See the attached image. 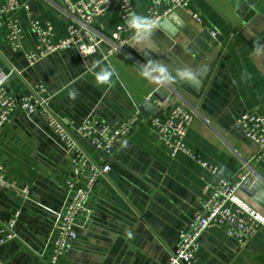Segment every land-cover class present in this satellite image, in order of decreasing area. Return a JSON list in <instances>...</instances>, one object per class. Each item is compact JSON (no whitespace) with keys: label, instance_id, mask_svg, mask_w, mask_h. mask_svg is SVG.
Returning <instances> with one entry per match:
<instances>
[{"label":"crops","instance_id":"crops-1","mask_svg":"<svg viewBox=\"0 0 264 264\" xmlns=\"http://www.w3.org/2000/svg\"><path fill=\"white\" fill-rule=\"evenodd\" d=\"M18 1L28 6V11L22 7L17 12L25 33L22 48L13 49L6 32H0V72L10 74L8 91L28 95L42 86L51 112L75 125L96 119L117 127L137 110L147 118L183 105L196 113L188 148L198 160L218 168L212 175L184 154L172 159L148 122L140 121L116 145L111 171L99 179L87 201L90 217L80 219L77 239L58 264H169L180 232L203 210L207 188L220 180L239 182L245 175L259 185L257 194H264V164L241 170L256 147L237 127L244 114L264 115V0H191L202 24L178 10L168 29L153 27L149 40L135 39L108 60L104 54L109 46L104 44L85 58L75 49L64 50L34 66L25 58L38 43L31 21L50 22L59 39L67 36L71 18L61 0ZM130 1L136 14L148 17L149 0ZM120 23L114 6L95 29L108 37ZM148 61L167 65L173 77L187 68L192 78L166 83L145 78L141 71ZM104 68L113 75L108 83H98L96 73ZM202 69L205 78L195 86ZM157 92L167 98L164 103L155 97ZM82 146L93 160H104L87 144ZM0 163L5 173L0 223L20 213L17 238L0 247V261L48 262L56 215L67 201L69 183L76 181L71 155L42 115L18 111L0 134ZM25 187L30 189L27 197ZM240 195L264 213L242 191ZM196 257V264H264V230L242 249L223 229L213 227L201 236Z\"/></svg>","mask_w":264,"mask_h":264},{"label":"built area","instance_id":"built-area-1","mask_svg":"<svg viewBox=\"0 0 264 264\" xmlns=\"http://www.w3.org/2000/svg\"><path fill=\"white\" fill-rule=\"evenodd\" d=\"M151 7L148 17L154 21V27L159 26L169 15L178 10L185 11L194 21L202 24L200 14L192 9L191 0H149ZM71 23L67 27V36L55 39L54 27L48 21L40 23L31 21V31L37 38L35 50L25 53L29 66H34L46 57L64 50L75 49L82 57L96 54L104 44L109 50L104 59H110L114 54L125 51L134 39V32L127 26V18L135 9L130 0H61ZM114 6L119 9L120 25L108 37L95 29L99 19L107 16ZM28 11L26 4L18 0H0V32H6L9 45L19 50L22 48L25 33L17 17L20 8ZM215 36V33L212 32ZM10 74L0 72V134L18 112L28 115L40 114L47 121L50 129L71 155V165L76 171V181L69 183V194L63 209L56 215L55 233L51 241L52 256L48 262L41 259L40 264H58L66 254L70 244L77 239V225L80 219L89 218L90 210L87 201L101 177L111 171L110 159L118 142L126 137L142 120L148 122L156 138L169 150L174 159L178 154H184L196 160L212 175L218 168L202 162L192 153L186 144L188 133L192 127L196 113L183 105L172 107L165 115H154L145 118L137 110L129 119L117 127L107 123L87 119L80 125H75L68 118L58 117L49 108V98L42 86H36L28 95H15L8 91L7 82ZM161 106V104H160ZM237 127L244 136L255 145L254 155L242 162L241 170L251 169L253 165L264 164V115L247 113L237 121ZM82 144L94 149L104 160H93ZM248 176L242 175L241 181L231 182L220 180L207 188L209 197L203 205V210L196 212L188 228L179 234V243L172 251L169 264H196L200 239L207 230L218 227L235 239L242 249L247 248L253 239L264 230V213L252 206L241 195V186ZM5 179L4 167L0 163V183ZM24 196L30 194V189L22 190ZM19 212L6 222L0 223V247L17 238L15 228ZM0 264H3L0 261Z\"/></svg>","mask_w":264,"mask_h":264},{"label":"clouds","instance_id":"clouds-1","mask_svg":"<svg viewBox=\"0 0 264 264\" xmlns=\"http://www.w3.org/2000/svg\"><path fill=\"white\" fill-rule=\"evenodd\" d=\"M127 26L134 32V39L143 42L150 39L154 27V21L150 17L130 13L127 18ZM153 73H157L158 75L153 76ZM112 75L113 73L110 69L104 68L101 69L100 72L96 73V80L98 83H108ZM141 75L148 79L157 80L160 83H166L176 78H192V73L187 68L177 70L176 76L173 77L168 72L167 65L162 63L157 64L152 61H148L147 64L143 66ZM71 95L73 98L75 97V93H72Z\"/></svg>","mask_w":264,"mask_h":264},{"label":"water","instance_id":"water-1","mask_svg":"<svg viewBox=\"0 0 264 264\" xmlns=\"http://www.w3.org/2000/svg\"><path fill=\"white\" fill-rule=\"evenodd\" d=\"M175 13L171 14L168 16V18L163 21L160 26L164 29H168L169 27V23L170 21H174L175 20ZM206 75V70L202 69L195 77V79L193 80V83H195L197 86V84L199 85L200 81H203ZM155 97L159 98L161 103H164L167 98L164 96H160V93L157 92L155 93ZM148 106V104H147ZM146 107L145 105L142 107V109L144 110ZM148 116V115H147ZM259 190V185L257 183H255V181L248 177L246 179V181H244V183L241 186V191L246 194L250 199H252L255 203H257L258 205H260L261 207L264 208V194H260L258 195L257 192Z\"/></svg>","mask_w":264,"mask_h":264}]
</instances>
